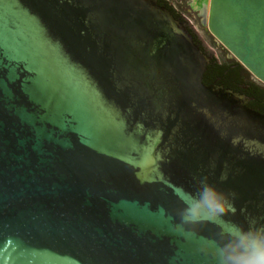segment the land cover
<instances>
[{
    "label": "water",
    "instance_id": "obj_1",
    "mask_svg": "<svg viewBox=\"0 0 264 264\" xmlns=\"http://www.w3.org/2000/svg\"><path fill=\"white\" fill-rule=\"evenodd\" d=\"M202 14L264 83V0ZM203 46L158 0H0V264H213L170 219L204 177L264 223V115Z\"/></svg>",
    "mask_w": 264,
    "mask_h": 264
},
{
    "label": "clouds",
    "instance_id": "obj_2",
    "mask_svg": "<svg viewBox=\"0 0 264 264\" xmlns=\"http://www.w3.org/2000/svg\"><path fill=\"white\" fill-rule=\"evenodd\" d=\"M234 199L235 193L221 192L206 177L199 179L194 192H183L180 197L183 207L170 217L176 221L173 231L186 239H198L213 264H264V223L251 220L244 227L223 219L236 213ZM205 223L218 226L215 237L198 236L195 226Z\"/></svg>",
    "mask_w": 264,
    "mask_h": 264
},
{
    "label": "flooded vegetation",
    "instance_id": "obj_3",
    "mask_svg": "<svg viewBox=\"0 0 264 264\" xmlns=\"http://www.w3.org/2000/svg\"><path fill=\"white\" fill-rule=\"evenodd\" d=\"M159 1L160 0H158V3H159ZM164 1H165L164 5H161L160 3L159 4L161 6H163V7H166L169 11H171L170 7L175 10V12L179 16L177 19L190 32L194 43L197 44L199 48H200V46L203 47V44H202L201 36L196 32V30H194V25L195 24L200 25L201 28H205L203 30L209 36L213 37L210 34V32L207 30V28H206V26L204 24V17H203V14H202V6H203V1L204 0H164ZM189 17H191L192 20H190ZM231 58L232 57H228L227 56V59H231ZM243 74H244V81H249L248 80V75L246 74V72H243ZM249 79H250V81H249L250 84L244 85V86H238L237 89H234L232 91H234V92L246 97L245 103L243 105L244 107H246V108H248L250 110H253L256 113L264 115V83L258 81L253 76L251 78H249ZM252 82H255L254 84L257 85V90L259 92V96L261 97L260 100H256V99H254V97L249 96L250 95V91H251V89L253 87V85L251 84Z\"/></svg>",
    "mask_w": 264,
    "mask_h": 264
},
{
    "label": "trees",
    "instance_id": "obj_4",
    "mask_svg": "<svg viewBox=\"0 0 264 264\" xmlns=\"http://www.w3.org/2000/svg\"><path fill=\"white\" fill-rule=\"evenodd\" d=\"M159 3L161 5L165 4L164 0H160ZM170 7V6H169ZM171 12L174 14L176 18H178V14L175 12L173 8H171ZM200 44V43H199ZM201 49L204 48V46H200ZM225 49L224 47H222ZM208 53L209 61L206 66V70L202 77V83L205 86H210L214 83L221 85L229 90L237 89L238 86H244L250 84V79L252 75L248 70L234 57L231 59H227V56L221 55L218 56L217 54H212L210 52ZM243 72H246L248 75L249 81H244V74ZM255 82H252L253 85L250 95L251 97H254L256 100H260L261 97L259 96V92L257 90V85L254 84Z\"/></svg>",
    "mask_w": 264,
    "mask_h": 264
},
{
    "label": "rangeland",
    "instance_id": "obj_5",
    "mask_svg": "<svg viewBox=\"0 0 264 264\" xmlns=\"http://www.w3.org/2000/svg\"><path fill=\"white\" fill-rule=\"evenodd\" d=\"M190 19H192V18L190 17ZM203 29H205V28H201L200 25H198V24L194 25V30H196V32L201 36L203 45L209 46L220 57H221V55L233 57L226 49L222 48L223 46L214 37L209 36ZM214 84L217 86H221V85H218L216 83H214ZM221 87L223 88V90H226L223 86H221ZM232 92H234V91H232ZM234 93H236V92H234ZM236 94H238V93H236Z\"/></svg>",
    "mask_w": 264,
    "mask_h": 264
},
{
    "label": "built area",
    "instance_id": "obj_6",
    "mask_svg": "<svg viewBox=\"0 0 264 264\" xmlns=\"http://www.w3.org/2000/svg\"><path fill=\"white\" fill-rule=\"evenodd\" d=\"M187 15V14H186ZM190 18V17H189ZM190 20H192V19H190ZM192 22V21H191ZM193 23V22H192Z\"/></svg>",
    "mask_w": 264,
    "mask_h": 264
}]
</instances>
